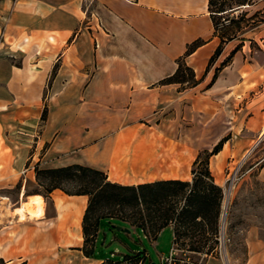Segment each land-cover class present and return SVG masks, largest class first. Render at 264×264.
Wrapping results in <instances>:
<instances>
[{
  "label": "crops",
  "instance_id": "0c3cea01",
  "mask_svg": "<svg viewBox=\"0 0 264 264\" xmlns=\"http://www.w3.org/2000/svg\"><path fill=\"white\" fill-rule=\"evenodd\" d=\"M222 38L209 0H0V187L72 164L124 185L191 182L201 145L225 137L210 157L216 183L255 150L264 182V21L224 42L210 67ZM179 60L196 83L164 82ZM25 189L3 220V243L13 245L3 264L25 255L36 257L29 264L107 261L97 242L94 257L83 251L87 195L55 189L49 214L47 198ZM35 197L43 211L30 217ZM245 243L241 264H264L263 227L247 228ZM205 264L227 263L215 254Z\"/></svg>",
  "mask_w": 264,
  "mask_h": 264
},
{
  "label": "trees",
  "instance_id": "16d2710c",
  "mask_svg": "<svg viewBox=\"0 0 264 264\" xmlns=\"http://www.w3.org/2000/svg\"><path fill=\"white\" fill-rule=\"evenodd\" d=\"M219 1L232 4L244 0H209L216 30L221 34L217 15L226 9L217 7ZM199 45L201 40L195 41L189 45L187 52L191 53ZM222 47L223 45L220 44L210 62H213L221 53ZM231 57L217 68L214 78ZM178 63L177 71L164 79V82L189 85L196 83L194 70L184 60H179ZM224 141L225 138L215 145L209 152L208 158L221 150ZM205 164L199 154L193 164L194 177L191 182L177 179L137 185L112 182L104 171L82 164L47 169L37 168L36 180L44 188V192L36 193L49 199L55 189H61L69 195L89 197L83 217V251L88 257L95 256L97 234L103 219H117L131 224L141 229L146 235H153L154 238L163 228L172 225L174 243L177 247L181 250L196 252L203 250L210 240L214 244L218 243L222 207L224 211L223 187L216 183L209 163L206 166ZM200 165L204 168H199ZM205 234L209 237L205 238ZM183 236L191 239L199 238L192 240L188 245L186 242H181ZM214 244L209 246V251L214 250ZM146 260L145 252H137L124 256L119 262L107 259L104 264H121L122 262V264L126 262L145 264Z\"/></svg>",
  "mask_w": 264,
  "mask_h": 264
},
{
  "label": "rangeland",
  "instance_id": "374dc122",
  "mask_svg": "<svg viewBox=\"0 0 264 264\" xmlns=\"http://www.w3.org/2000/svg\"><path fill=\"white\" fill-rule=\"evenodd\" d=\"M218 3V8L224 7L226 9L217 15L219 28L221 29L220 36L223 37L221 42L222 45L227 40L243 35L245 31L251 30L260 22L264 21V0H244L242 2L232 4L219 1ZM238 48L239 46L237 49ZM234 53L235 51L232 52V54H230L224 61L229 59ZM214 61L210 62V67H214ZM223 62L220 66L223 65ZM218 116L222 117V114H217V117ZM215 145H201V160L206 164H210V158H208L209 152L215 147ZM260 148L261 147H259V149ZM256 152V150L253 151L249 157L227 169V179L223 186V191L229 187L231 182L230 178H232L235 171L236 179L235 184L233 185L229 204H227L228 207L226 208V212L223 211L222 207L218 243L214 244L212 240H210L203 250L196 252L182 250V257L189 256L191 260L205 264L207 256L218 254L224 257L226 263L229 264V250L231 258L237 259L236 263L241 264L247 257L245 243L246 229L251 225L258 224L263 227L264 235V182L258 177L259 166L255 165L257 162ZM201 167L204 168L203 165L199 166V168ZM23 188L25 189V195L36 192H44V188L38 184L37 180L27 181L25 176L19 178V180L15 183L0 187V264L6 262V256H3V252H5L6 249L13 247L10 241L6 244L3 243V220H7L9 217H12L13 214L11 213V210H13L14 207L21 205L23 202V197L22 199L21 196L19 198V192ZM25 195L24 201L26 199ZM225 199L226 196L224 194L223 206ZM45 208L49 214H53L54 205L50 199L45 200ZM223 214L225 215L224 225ZM118 227H122V229L120 230ZM224 235L225 237L223 239L222 237ZM207 237H209V235L205 234V238ZM198 238L199 237L191 239L190 237L183 236L181 242H186V244L190 245L192 240H196ZM221 240L223 242L222 246ZM96 242L98 254H101V256L106 259L119 262L122 261L123 257L126 255H133L137 252H145L152 262L162 264V260L167 258L171 253V249L174 244V229L171 225L166 226L161 230L157 237L154 238L153 235H146L141 229L131 224L117 219H112L110 221L108 219H103L100 224ZM213 244L215 246L214 250L209 251V246ZM31 245L32 242L26 243V241H24L23 252L27 250L32 252ZM184 247L188 248V246ZM35 258L36 257L33 255H25L20 258H14V262L12 264H29ZM124 264L129 263L126 262Z\"/></svg>",
  "mask_w": 264,
  "mask_h": 264
},
{
  "label": "built area",
  "instance_id": "2783aa9c",
  "mask_svg": "<svg viewBox=\"0 0 264 264\" xmlns=\"http://www.w3.org/2000/svg\"><path fill=\"white\" fill-rule=\"evenodd\" d=\"M235 179H236V171L233 173L232 178H230V184L229 187L225 189L224 194L227 197L228 193L231 192L232 194V189L233 185L235 184ZM225 236L222 238L224 239ZM222 239V240H223ZM221 240V246L223 245V242ZM182 250L177 247V245L174 243L171 249L170 255L162 260V264H201V262H195L191 260L189 256L182 257L181 256Z\"/></svg>",
  "mask_w": 264,
  "mask_h": 264
},
{
  "label": "bare ground",
  "instance_id": "6f19581e",
  "mask_svg": "<svg viewBox=\"0 0 264 264\" xmlns=\"http://www.w3.org/2000/svg\"><path fill=\"white\" fill-rule=\"evenodd\" d=\"M230 198H231V192L228 193V195L225 199L226 204L229 203ZM42 206H43V204H42L41 198L39 199V198L35 197L33 199H30L29 202L26 204L27 212L30 215V217H36V216L40 215V212L43 209ZM224 211L226 212V206L224 207ZM18 212H21V210ZM224 219H225V215L223 214V221H224Z\"/></svg>",
  "mask_w": 264,
  "mask_h": 264
},
{
  "label": "water",
  "instance_id": "95a60500",
  "mask_svg": "<svg viewBox=\"0 0 264 264\" xmlns=\"http://www.w3.org/2000/svg\"><path fill=\"white\" fill-rule=\"evenodd\" d=\"M223 223H224V221H223ZM118 229H120V230H121V229H122V227H118ZM149 264H156V262H152V261H151V262H149Z\"/></svg>",
  "mask_w": 264,
  "mask_h": 264
}]
</instances>
